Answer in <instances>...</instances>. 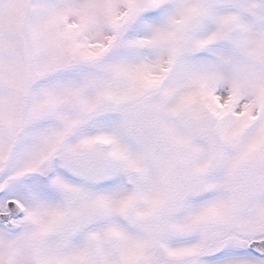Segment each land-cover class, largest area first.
Returning <instances> with one entry per match:
<instances>
[{
	"label": "snow or ice",
	"instance_id": "6c2138e0",
	"mask_svg": "<svg viewBox=\"0 0 264 264\" xmlns=\"http://www.w3.org/2000/svg\"><path fill=\"white\" fill-rule=\"evenodd\" d=\"M0 264H264V0H0Z\"/></svg>",
	"mask_w": 264,
	"mask_h": 264
}]
</instances>
